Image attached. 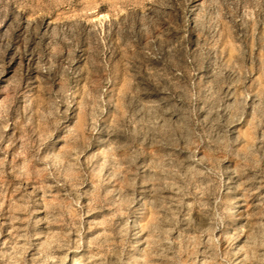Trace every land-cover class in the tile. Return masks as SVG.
I'll use <instances>...</instances> for the list:
<instances>
[{"label": "rangeland", "instance_id": "rangeland-1", "mask_svg": "<svg viewBox=\"0 0 264 264\" xmlns=\"http://www.w3.org/2000/svg\"><path fill=\"white\" fill-rule=\"evenodd\" d=\"M253 236L264 0H0V264H239Z\"/></svg>", "mask_w": 264, "mask_h": 264}, {"label": "bare ground", "instance_id": "bare-ground-1", "mask_svg": "<svg viewBox=\"0 0 264 264\" xmlns=\"http://www.w3.org/2000/svg\"><path fill=\"white\" fill-rule=\"evenodd\" d=\"M216 237L217 236L214 234V231H212L207 242L213 245L214 248L218 251L220 250V242L216 241ZM257 238V236L251 237L250 242H247L249 243V246L239 245V249L234 251L233 255L238 257L237 259H239V264H261L264 254H260V251H264V240H257ZM247 239H249V237H247ZM215 256L216 255L212 252L213 260L215 259ZM67 258L63 262V264H65V262L68 260ZM74 263L75 262L73 261L72 264ZM203 263H206V261ZM228 264H233V262L228 261Z\"/></svg>", "mask_w": 264, "mask_h": 264}]
</instances>
